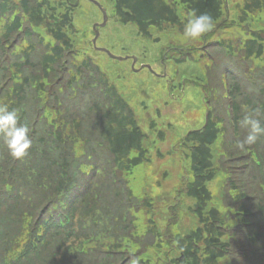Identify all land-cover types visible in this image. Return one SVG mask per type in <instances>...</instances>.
I'll use <instances>...</instances> for the list:
<instances>
[{
    "label": "trees",
    "instance_id": "1",
    "mask_svg": "<svg viewBox=\"0 0 264 264\" xmlns=\"http://www.w3.org/2000/svg\"><path fill=\"white\" fill-rule=\"evenodd\" d=\"M179 1L192 14L210 15L214 23L223 17L225 0ZM64 4L0 0V19L7 18L0 27V107L15 110L36 139L23 159H15L0 137V263L220 264L227 257L231 264H264V136L242 150L245 167L240 172L234 167L226 171L227 187L234 189L228 191L235 195L227 215L209 208L207 184L216 176L210 147L225 122L216 108L206 126L183 141L193 174L185 192L195 200L191 212L197 228L174 237L168 227L158 230L151 218L146 237L139 238L134 197L122 176L147 161L145 134L117 87L77 48L72 17L61 12ZM243 12L264 15V0H246ZM117 14L124 23H137L143 33L163 21L179 22L175 4L164 0H117ZM36 28H43L52 42L36 35ZM226 49L230 54L235 50ZM244 50L247 59L264 64L262 34H254ZM230 79L225 98L232 116L227 121L231 118L237 131L244 115L264 109V74L256 96H245L240 76ZM257 119L264 124V111ZM81 138L84 154L78 155L75 144ZM133 152L138 155L132 157ZM251 175L257 176L255 185ZM117 182L118 191L110 194ZM107 187L112 189L104 191ZM143 202L151 214V203ZM51 210V225L38 227L36 218ZM171 249L183 255L182 261L168 257Z\"/></svg>",
    "mask_w": 264,
    "mask_h": 264
},
{
    "label": "rangeland",
    "instance_id": "2",
    "mask_svg": "<svg viewBox=\"0 0 264 264\" xmlns=\"http://www.w3.org/2000/svg\"><path fill=\"white\" fill-rule=\"evenodd\" d=\"M50 1L57 5L60 0ZM63 1L65 4L61 12L67 11L72 17L76 31V34L73 32L72 38L78 45L77 48L83 56L86 54L94 56L103 71L116 83L122 95L136 110L138 123L148 136L144 144L148 151L147 161L138 165L129 175L122 176L134 197L131 206L136 216L135 223L140 226L139 238L146 237L145 229L150 218L146 212H140V200L145 197L153 199L154 219L158 224V230H165L168 227L174 237L188 234L197 227L198 221L191 212L195 201L188 198L185 192V185L193 180V175L190 152L182 146V141L190 130L202 128L206 113L213 107L216 108V113L223 117L225 122L222 124L224 132L213 146V163L221 169L225 167L229 174L232 171L230 167L240 172L245 167V164H241L245 158L242 150L236 146V142L245 138L247 130L238 124L235 131L231 118L227 121L228 116L232 115L227 106L228 99L225 97L231 89V75L241 77L240 82L244 86L245 96L251 93L256 96L263 84L264 64L253 58L242 60L236 67L239 60L233 55L225 57L219 47L216 49L209 47V44L203 42L204 35L198 40L185 41L182 37L183 31L177 28H166L162 31L150 26L147 33H143L134 22L121 23L113 13L114 0H96L101 7L88 0H78L76 6L75 0H70L69 4ZM240 1L228 0V5H223L222 19L214 23L213 28L208 31L214 36V41L231 40L237 47L233 52L236 54L242 48L249 33L260 31L264 34V15H252L249 18L252 24H249V21L246 24L239 23L237 5ZM103 10L108 14V21L106 26L100 29L97 46L109 50L117 57H136L135 68L139 72L134 71L132 60L117 62L104 53L103 55L94 51L93 29L95 25L103 23ZM178 13L182 20L190 15L182 7H179ZM2 24L4 20L0 21V27ZM35 33L44 37L46 43L52 42L43 28L35 29ZM205 45L206 48L203 47ZM180 50L185 54L180 53ZM210 53L212 59L209 58ZM216 61L222 66L231 65L233 71L231 68L220 69L218 65L215 69L216 73L212 75L213 72H210L208 67L211 62ZM148 65L152 68H148ZM200 84H205V88ZM217 86L219 90L216 92L214 90ZM204 94L211 97L210 101H207L208 98ZM245 96L240 98L241 103ZM243 111L247 113V108ZM159 131L163 133V139H160ZM30 138L36 140L31 136ZM75 148L77 154L83 153L82 138L77 141ZM230 153L235 157L232 158ZM137 155L138 152L132 154V156ZM226 170L223 169L221 172L218 169L219 174L209 184L213 195L211 206L224 215H227V206L232 205L235 200V195L228 191V187L232 189V185L226 187L230 178ZM251 176L249 182L255 185L257 176ZM119 183H116L112 191H110L111 187H107L104 191L108 190L110 194L118 191ZM171 250L168 252V257L179 256L175 249ZM231 263L227 257L222 262V264Z\"/></svg>",
    "mask_w": 264,
    "mask_h": 264
},
{
    "label": "clouds",
    "instance_id": "3",
    "mask_svg": "<svg viewBox=\"0 0 264 264\" xmlns=\"http://www.w3.org/2000/svg\"><path fill=\"white\" fill-rule=\"evenodd\" d=\"M213 25L214 20L210 15L194 13L184 24L182 37L185 41L198 40L210 31ZM262 111L264 109L257 107L239 121L240 127L247 130L245 138L236 142L240 150H245L246 146L255 144L261 136H264V124L257 119ZM0 137L15 159H23L32 147L28 126L20 124L17 112L9 110L6 106L0 107Z\"/></svg>",
    "mask_w": 264,
    "mask_h": 264
},
{
    "label": "water",
    "instance_id": "4",
    "mask_svg": "<svg viewBox=\"0 0 264 264\" xmlns=\"http://www.w3.org/2000/svg\"><path fill=\"white\" fill-rule=\"evenodd\" d=\"M106 20H107V18H105V23H106ZM105 23H104L102 26H105ZM95 29H96V27H95ZM98 37H99V33L96 32V38H95L94 41H93L94 45H96V42H97ZM98 50L107 53V54H108L111 58H113V59H117V60H120V61L127 60V59H123V58L115 57V56H113L110 52H108V51L105 50V49H98ZM134 62H136V59H134Z\"/></svg>",
    "mask_w": 264,
    "mask_h": 264
}]
</instances>
